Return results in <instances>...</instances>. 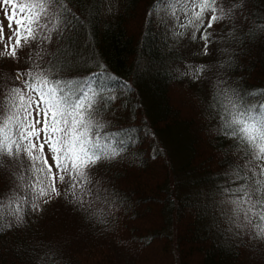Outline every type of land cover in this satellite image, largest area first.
<instances>
[{"label":"trees","instance_id":"1","mask_svg":"<svg viewBox=\"0 0 264 264\" xmlns=\"http://www.w3.org/2000/svg\"><path fill=\"white\" fill-rule=\"evenodd\" d=\"M156 1L67 0L77 19L44 45L45 60L59 78L106 86L105 96L116 98L98 103L95 123L103 134L135 139L91 169L102 217L63 198L41 204L42 212L25 206V222L0 233V264H264V240L224 191L240 183L238 171L248 174L251 157L221 132L216 99L231 89L249 104L264 100V0H243L216 23L207 55L193 29L168 38L181 6L164 0L150 17ZM219 3L227 9L237 0ZM28 51L19 64L0 61V104ZM14 192L24 195L0 166L6 221Z\"/></svg>","mask_w":264,"mask_h":264},{"label":"snow or ice","instance_id":"2","mask_svg":"<svg viewBox=\"0 0 264 264\" xmlns=\"http://www.w3.org/2000/svg\"><path fill=\"white\" fill-rule=\"evenodd\" d=\"M162 2L157 0L150 17L157 14ZM176 2L185 15L179 26L193 29L192 38L204 41L205 55L213 26L231 19L233 12L243 6V0L227 9L219 0ZM0 13V61L19 64L20 54L29 50L27 67L15 69L13 84L0 104V166L19 182L24 193L19 196L14 192L8 198L12 219L6 221L0 215V233L25 222V206L42 212L41 204L60 198L84 213L102 217L94 211L100 189L96 187L94 196L96 182L91 169L102 161L116 159L124 151L123 146L135 138L103 134V125L95 123L98 103L107 105L116 98L110 93L105 96L106 86L59 78L52 71V61L45 60L44 45L77 18L67 0H0ZM172 15L179 18L178 12ZM203 71V65L197 66L193 78ZM121 86L130 87L126 82ZM216 99L221 132L244 149L246 158L251 157L246 164L248 174L238 171L240 183L224 191L233 197L236 214L243 217L256 238L264 240V100L249 104L231 89H221ZM98 222L105 221L101 218Z\"/></svg>","mask_w":264,"mask_h":264},{"label":"rangeland","instance_id":"3","mask_svg":"<svg viewBox=\"0 0 264 264\" xmlns=\"http://www.w3.org/2000/svg\"><path fill=\"white\" fill-rule=\"evenodd\" d=\"M176 7H179V6H181V5H179L178 3L175 5ZM178 16H179V18L177 19V18H175L174 19V22H173V24H172V29H171V33H169L168 34V38L170 39V40H172V39H175L178 35H175V33H177V32H180V30H181V28H180V24L181 23H183L184 22V20H185V15H184V13L183 12H179L178 13ZM175 25H176V27H175ZM174 28V29H173ZM177 29V30H176ZM175 30V31H174ZM172 39H171V38ZM167 46L169 47H174V43H170V42H168L167 41ZM167 47V48H168ZM201 54H202V51H201ZM153 170H154V168H153ZM149 209V208H148ZM62 213H59L58 214V217H59V215H61ZM62 221L63 222H68L69 220L68 219H66V218H62ZM55 225H59L58 223H55L54 224V226Z\"/></svg>","mask_w":264,"mask_h":264},{"label":"bare ground","instance_id":"4","mask_svg":"<svg viewBox=\"0 0 264 264\" xmlns=\"http://www.w3.org/2000/svg\"><path fill=\"white\" fill-rule=\"evenodd\" d=\"M147 1H149V0H147ZM157 2V1H156ZM145 4V3H144ZM147 4H149V2H147ZM155 4V3H154ZM153 5V4H152ZM161 5V4H160ZM145 6V5H144ZM149 7V6H148ZM165 7V6H164ZM148 9V8H147ZM151 9V8H150ZM165 10V9H164ZM148 13V12H147ZM156 18H157V16H156ZM154 19V18H153ZM152 19V20H153ZM154 22V21H153ZM149 25V24H148ZM157 25V24H156ZM175 27H176V25H175ZM181 28V27H180ZM174 29V28H173ZM177 30V29H176ZM175 31V30H174ZM176 39V38H175ZM178 40V39H177ZM176 44V43H175ZM10 69H12V68H10ZM128 83V82H127ZM122 93V92H121Z\"/></svg>","mask_w":264,"mask_h":264}]
</instances>
